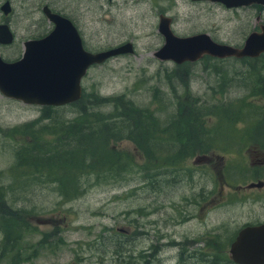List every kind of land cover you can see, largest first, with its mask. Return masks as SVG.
<instances>
[{
  "label": "rangeland",
  "instance_id": "374dc122",
  "mask_svg": "<svg viewBox=\"0 0 264 264\" xmlns=\"http://www.w3.org/2000/svg\"><path fill=\"white\" fill-rule=\"evenodd\" d=\"M74 1L77 9L80 2L86 7L75 18L82 22L84 30L81 37L88 50L102 49L126 38L134 43L132 53L114 55L90 65L80 80L83 92L95 90L102 95L124 92L135 102L148 104L151 88L157 86L164 94L161 101L151 105L161 108V118L170 113L173 104L168 100L170 94L159 76L164 67L170 68L174 63L152 54L163 41L156 29L157 13L163 12L171 17L172 30L177 34L210 28L215 32L213 26L219 24L225 28L221 26L215 36L229 38L236 43L252 25L251 18L244 20V16L238 14L236 28L232 31L229 29L230 20L218 18L222 14L218 9L211 7L207 10L204 3L190 0ZM74 1L69 3L65 0L72 6ZM220 59L222 62L217 63L216 68L223 72L206 67L205 60L189 63L190 74L187 77L191 94H199L203 99L206 97L208 103L214 102L209 106L210 114L204 117V125L198 124L199 121L189 123L188 110L185 109V123L177 125V138L188 134L191 145L217 149L232 144L230 140L235 136L230 130L235 124L264 127V119L259 117L264 114V107L248 104L241 97L244 94L251 102H261L258 94L248 93L252 87L251 72L245 71V65L238 58ZM211 86L218 88V93L213 94ZM183 90L184 86L176 83V91ZM163 105L165 108L162 110ZM39 107L0 94V184L11 177L7 173L5 176L4 169L11 164L12 146L23 138H12L2 129L34 118ZM201 128L209 134H200ZM164 139L155 140L154 156L177 154L171 144L174 140ZM115 146L131 154L136 162L142 161L141 152L129 140L118 141ZM227 149L230 150V146ZM195 156L196 151L180 161V165H175L179 178H171L172 172L158 173L154 184L144 179L141 172L131 169L123 178L90 183L78 196L67 200L61 199L54 187L50 188V182L41 180L28 185L24 192L6 194L9 203L1 202L4 197L0 198V209L4 210L8 204L25 207L24 219L29 228L21 235L14 261L11 259L13 252L4 251L0 255V264H144L145 260L146 264H210L208 255L207 258L199 256L200 252H211L204 236L214 231L231 236L236 229L230 218L234 216L230 213L233 203L217 201L221 198L217 192V178L214 180L212 175L207 176L208 172L219 168V161L227 163V154H207L209 161L205 162L206 165ZM200 172L205 173L201 175ZM90 175L95 176L94 173ZM203 181L206 188L213 189L204 201H199L198 185ZM201 204L204 207L200 208ZM46 232L57 234L46 236ZM44 234L45 242L36 244ZM58 235L61 242L56 241ZM48 241L53 244L48 246ZM228 242L223 247L227 256ZM117 243L123 247L120 256L112 251ZM217 264L236 263L224 261Z\"/></svg>",
  "mask_w": 264,
  "mask_h": 264
},
{
  "label": "trees",
  "instance_id": "16d2710c",
  "mask_svg": "<svg viewBox=\"0 0 264 264\" xmlns=\"http://www.w3.org/2000/svg\"><path fill=\"white\" fill-rule=\"evenodd\" d=\"M238 59L245 65V71L248 70L252 74L250 82L252 87L248 93L258 94L261 102H251L244 94L241 97H244L248 104L255 106L261 104V107H264V54ZM197 60L201 62L205 60L206 67H212L216 72L222 71L221 68H216L217 63L222 62L220 57L203 54ZM189 63L191 61H183L174 63L170 68L164 67L161 77L159 76L170 94L168 100L173 104V109L164 118L159 114L161 108L151 105L153 102L161 101L164 94L157 86L151 88L148 104H139L124 92L102 95L95 90L89 92L82 90L80 97L71 102L62 105H39L38 114L34 118L15 124L9 129H2L12 138L13 136L23 138L12 146L11 164L4 169L5 176L7 173L11 177L0 184V198L4 197V201L1 202L9 203L6 194L21 190L24 192L28 185L39 180L50 182V188L54 187L61 199L67 200L78 196L90 183L123 178L131 169L141 172V176L151 184L155 183V175L158 173L172 172L171 178H179L180 174H176L175 165H180V161L194 151H206L213 147L189 144L191 137L188 134L177 138V125L185 123L186 116L190 119L187 120L189 123L199 121L198 124L204 125L206 123L204 117L210 114L209 106L214 103H208V99L201 98L199 94H191L187 77L190 74ZM176 83L184 86L182 92L176 91ZM210 88L213 94L218 93V88L213 86ZM164 108L165 105L162 110ZM185 109L188 110L186 116ZM259 117L264 119V114L261 113ZM198 132L209 134L206 129ZM164 134H167V137ZM159 138L174 140V143H170L175 147L177 154L154 156V142ZM123 139L132 142L141 152V162H136L131 154L115 146V143ZM92 173L95 174L94 177L90 175ZM206 195L204 192V196ZM13 199L12 197V203ZM188 200L194 202L190 198ZM26 211L23 206L13 207L9 204L4 210L0 209V255L4 254V251H12L11 259L16 258L21 235L29 228L24 219ZM45 234L52 236L57 233ZM45 234L36 244L45 242ZM205 237L222 239L205 238L209 242L211 252L205 254L200 252V257L204 255L203 258H207L208 255L210 264L224 261L233 263L229 255L223 251L224 243L231 236L214 231ZM56 241H62L59 235ZM51 242L48 241L47 245L51 246L53 244ZM112 251L120 256L123 247L117 243ZM214 256L218 259L216 260ZM146 262L145 260L144 264Z\"/></svg>",
  "mask_w": 264,
  "mask_h": 264
},
{
  "label": "water",
  "instance_id": "95a60500",
  "mask_svg": "<svg viewBox=\"0 0 264 264\" xmlns=\"http://www.w3.org/2000/svg\"><path fill=\"white\" fill-rule=\"evenodd\" d=\"M226 6L264 0H212ZM47 17L53 22L43 36L28 39L19 58L3 61L0 58V94L24 103L37 105H62L81 95V78L88 66L106 58L132 53L129 40L98 50H88L72 22L61 14L50 12ZM157 30L162 43L152 54L173 63L195 61L203 54L214 57L256 56L264 52V24L252 30L238 46L218 42L205 31L186 35L175 34L169 27V16L158 14ZM227 252L236 264H264V222L238 228L228 242Z\"/></svg>",
  "mask_w": 264,
  "mask_h": 264
},
{
  "label": "flooded vegetation",
  "instance_id": "af4514ba",
  "mask_svg": "<svg viewBox=\"0 0 264 264\" xmlns=\"http://www.w3.org/2000/svg\"><path fill=\"white\" fill-rule=\"evenodd\" d=\"M72 1L74 0H69V3ZM190 1L204 3V8L207 10L211 7L218 9L222 13L218 18L221 19L224 17L223 20H230L231 24L229 29L232 31L236 28L238 14H242L244 16V20L251 18L252 25L249 26V29L243 35L239 43L231 42V39L229 38L215 36L214 33L221 29V26L225 28L223 25L216 24L213 26V28L216 29L215 32L211 31V28L210 30L201 29L193 31H205L211 36V38L218 42L238 46L242 43L248 32L252 30H259V25L261 23L264 24V4L261 3L250 2L247 4L226 6L220 1ZM80 4L78 10L75 1L74 6H72L65 2V0H0V58L3 61H13L19 58L24 49V42L26 40L39 38L51 29L53 22L46 15V8L50 12L66 16L76 27L81 37V35H83L84 28L81 25L82 22H78L75 16L84 12L86 7H83ZM159 13L163 12L157 13V20ZM169 27L172 30L170 16ZM190 33H182L179 35H186ZM126 40H129L132 46H134L133 41L126 38L106 47L116 45ZM81 41L83 47L87 49L84 46L82 37ZM263 54L264 52H260L258 55L252 57H258ZM242 57L252 58L251 56H241L235 58ZM260 127L261 128L245 124H235L230 130L231 134L235 136V139L230 140L232 144L228 145L230 146V150L227 149L228 146H220L217 149L208 148L206 151H196L197 156L194 157L200 163L206 165L205 162L209 161L207 154L219 156L227 154V163L225 161L223 163L219 161L218 164L220 166L215 169L216 173L213 171L208 172L207 176L209 175L211 177L212 175L214 180L217 178V192L221 195V198L219 199L215 197L217 201H223V203H233L234 208L230 213L234 216L233 218L232 216L230 218L232 219L236 229H234L231 234L229 241L233 238L236 231L241 226L264 222V127ZM204 173L200 172L201 175H204ZM223 188H225L224 191ZM212 189L213 188L211 187L206 188L204 181L201 182L198 185L199 201H204L205 197ZM204 192L207 194L206 196H204ZM202 207H204V204L200 205V208ZM235 207L238 208L235 209ZM204 238L208 240L222 239V237L205 236Z\"/></svg>",
  "mask_w": 264,
  "mask_h": 264
}]
</instances>
